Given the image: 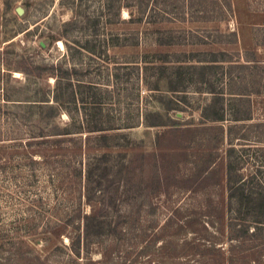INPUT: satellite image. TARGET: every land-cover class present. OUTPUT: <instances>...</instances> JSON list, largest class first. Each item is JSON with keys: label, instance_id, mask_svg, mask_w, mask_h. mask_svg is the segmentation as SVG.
Wrapping results in <instances>:
<instances>
[{"label": "rangeland", "instance_id": "obj_1", "mask_svg": "<svg viewBox=\"0 0 264 264\" xmlns=\"http://www.w3.org/2000/svg\"><path fill=\"white\" fill-rule=\"evenodd\" d=\"M263 45L264 0H0V244L40 256L35 264H264V256L251 262L256 256L236 234L244 224L228 206V107L217 125L200 114L207 90H223L224 99L243 96L238 119L250 109L247 123H264V70H235L233 81L220 68L182 70L185 104L167 89L173 71L153 68L186 58L196 61L190 65L242 63L254 53L264 61ZM157 80L158 90L145 86ZM145 110L182 123L144 127ZM94 125L106 129L103 148L86 138ZM41 130L49 143L26 142ZM263 130L239 129L247 142H233L237 152L245 148V177L264 172ZM90 158L99 167L91 181L107 176L87 204ZM208 201L218 207L222 246L209 261L196 247ZM101 205L100 220L122 222L123 232L75 258L68 237L81 213ZM58 224L66 226L57 232Z\"/></svg>", "mask_w": 264, "mask_h": 264}, {"label": "trees", "instance_id": "obj_2", "mask_svg": "<svg viewBox=\"0 0 264 264\" xmlns=\"http://www.w3.org/2000/svg\"><path fill=\"white\" fill-rule=\"evenodd\" d=\"M222 6V5H221ZM228 9L231 10L230 4L227 5ZM128 8V7H126ZM221 8V7H220ZM264 48V45H263ZM256 53L253 54L252 59H246L242 63L235 62L230 60H223V59H213L209 61L210 63L220 64V65H190L192 62H196L192 58H186L180 62L183 65H173L171 67H165L164 65H157V67H153L155 69H170L173 71L166 82L167 89L170 92L174 93L175 98H177V103L179 100H182L187 103L186 94L187 91L183 90L181 86V79L179 78V74L182 70H188L191 72H196L198 69H202V71L220 68L224 69V76L227 74L229 76V80H234V71L235 70H250L257 72L258 70H264V61L257 59L255 56ZM159 58H162L160 56ZM160 62H166L163 58L159 59ZM144 62V61H143ZM146 63V62H145ZM162 64V63H161ZM186 64V65H184ZM226 64V65H224ZM203 66V67H199ZM134 67L138 68L139 66L135 65ZM143 70L147 71L148 69L152 68V66H143ZM141 68V69H142ZM147 82V79H145ZM149 90H158V80L154 85L150 83H145ZM154 88V89H151ZM216 92L215 90H207V93L211 94L210 101L207 105L203 106L200 110L201 117L204 119L205 123H211L213 125H217L218 123L224 121L226 115V107H228V115L231 120L234 122L232 125H228L225 130V138L226 143L229 147L227 150V164H226V187L228 192V206L229 210L237 217L236 219L241 223L244 224L241 230H237L236 234L238 237L245 236L246 242V250L250 255L256 256V259H252L251 262L260 263V260L263 259L264 256V172L260 171L261 169L256 168V171L251 175L245 177L243 174V167L245 164L246 153H244L245 148H242L239 152L236 151L233 142H237L239 145H245L246 139L245 135L238 133L239 129L242 128H263L264 123H255V124H248L247 122L250 121V109L246 110L245 115L242 116V119H238L239 115L238 111L236 110V103L243 101L242 95L236 93H229L228 99H224L225 93ZM201 92V91H198ZM178 93V94H176ZM259 94V93H257ZM174 105L179 108V105ZM169 110V109H167ZM143 122L141 125L144 127L150 128H169L172 129L173 126L178 125V123H182L181 120H174L167 119L163 121L161 119L159 113H152L150 111H144L142 114ZM178 122V123H177ZM169 123V124H168ZM220 131L223 129L220 126H217ZM215 128V127H214ZM121 128H112V130H118ZM178 129V128H175ZM85 132L88 133L89 137H86L87 140L94 139L93 141L98 142L96 147L103 148L101 145V140H105L106 138V129L99 127L97 125L89 126L85 128ZM97 133L96 135H93ZM47 132L41 130L39 131V136H33L30 138H36L33 141H26V142H35L37 146H44L49 143L48 140L44 139ZM264 134V130H263ZM41 138V139H38ZM50 147L54 145H49ZM211 149L212 147L208 146L204 149ZM103 153L102 158L105 157ZM96 156V157H100ZM53 156H48L43 160V163L48 165L51 163V159ZM88 158V157H87ZM101 158V159H102ZM94 159H96L94 157ZM93 159H86V167H85V202L90 204L94 200L93 190H96L97 187L100 186V180L107 175L103 172L98 177V181L96 183L91 181V178L94 177L95 172H99V167H94L92 161ZM38 162V161H37ZM264 170V169H262ZM203 181V179L201 180ZM91 186V188H89ZM102 206V205H101ZM106 206H102L100 209L93 210L87 213H81L79 217V223L74 227V234L72 237H68L70 245L69 250L75 258H78L80 251L82 248H88L89 245L92 243L97 242L102 237H113L115 239H119L123 229L121 228L122 225L119 221L117 222H104L100 220V215L102 213V209ZM233 208V209H231ZM200 211L202 214L200 215V229L196 231V247L201 249L200 253H198L199 257L206 259L209 261L211 258V252L217 251L216 247L219 240V229L215 226L219 224V211L217 206H213L211 201L206 202L202 206H200ZM230 213V212H229ZM231 214V213H230ZM206 218L207 221H204L203 217ZM168 220L163 222V229L168 227ZM187 224V223H185ZM66 224H58L55 228V231L59 232L65 228ZM251 226V227H250ZM210 227L215 228L216 232H210ZM56 234V233H55ZM118 235V236H117ZM249 243V245H248ZM11 246V247H6ZM68 246V245H67ZM6 248V250H4ZM20 249L16 244L10 243L9 245L0 244V263L4 264H11V261H19L24 262L26 264H35V260H39L40 256H35L31 252H21ZM15 258V260H14ZM246 259V257L244 258ZM243 260V259H242Z\"/></svg>", "mask_w": 264, "mask_h": 264}, {"label": "water", "instance_id": "obj_3", "mask_svg": "<svg viewBox=\"0 0 264 264\" xmlns=\"http://www.w3.org/2000/svg\"><path fill=\"white\" fill-rule=\"evenodd\" d=\"M18 13H22V10L21 9H17Z\"/></svg>", "mask_w": 264, "mask_h": 264}, {"label": "bare ground", "instance_id": "obj_4", "mask_svg": "<svg viewBox=\"0 0 264 264\" xmlns=\"http://www.w3.org/2000/svg\"><path fill=\"white\" fill-rule=\"evenodd\" d=\"M61 45V44H60Z\"/></svg>", "mask_w": 264, "mask_h": 264}]
</instances>
